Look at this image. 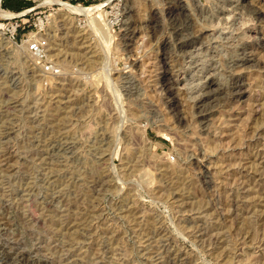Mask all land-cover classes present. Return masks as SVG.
<instances>
[{
	"label": "rangeland",
	"instance_id": "374dc122",
	"mask_svg": "<svg viewBox=\"0 0 264 264\" xmlns=\"http://www.w3.org/2000/svg\"><path fill=\"white\" fill-rule=\"evenodd\" d=\"M46 1L0 0V264H264V0H184L189 49L162 41L176 0Z\"/></svg>",
	"mask_w": 264,
	"mask_h": 264
},
{
	"label": "bare ground",
	"instance_id": "6f19581e",
	"mask_svg": "<svg viewBox=\"0 0 264 264\" xmlns=\"http://www.w3.org/2000/svg\"><path fill=\"white\" fill-rule=\"evenodd\" d=\"M251 1V0H250ZM249 1V2H250ZM258 1V0H257ZM166 2H167V0H166ZM173 2V1H172ZM176 2H178V4L176 5H174V6H172V7H170V10L168 11V17H169V19L171 20L170 21V24L172 23V27H173V29L175 30V35H176V37H175V39H174V41H173V39H171L170 37H171V35H170V37L169 36H167V37H165L162 41L165 43V44H169V45H172V43L174 42L175 43V45L174 46H176V47H178V48H180V49H184V48H188V47H191V46H193V45H195V44H197V43H201L202 42V40H204L203 38L205 37V32H204V30L203 31H199L197 34H194L193 36H191L190 34H189V36H191V37H189V38H187V37H185L186 39H182L181 38V35L183 34L182 32H184L183 31V28H182V20H183V15H185L186 13H184V10H185V6H184V0H176ZM176 2H174V3H176ZM46 3H49V4H59V5H61L63 8H65V9H67L69 12H71V13H74V14H78V15H90V14H92L94 11H96L97 9H99V6H83V5H76V4H73V3H70V2H68V1H64V0H47L46 1ZM252 3V2H251ZM244 5V4H243ZM252 5V4H251ZM255 5V4H254ZM166 6V5H165ZM245 6V5H244ZM253 10L252 12H255L256 14H258L259 16L262 14V11L264 12V10L262 9L261 10V8L258 6V7H256V6H254V7H252V8H250V10ZM162 10V9H161ZM126 11V12H125ZM124 12H125V14H126V16L128 15V14H130L131 12H132V9L131 8H127L126 10H125ZM187 13H189V11L187 12ZM0 14L1 15H3V16H8V15H10L6 10H4L1 6H0ZM124 14V15H125ZM252 15V14H251ZM192 17V16H191ZM254 17V16H253ZM186 18V17H185ZM184 18V19H185ZM188 18V17H187ZM264 19V18H263ZM187 20V19H186ZM169 21V20H168ZM66 22V21H65ZM159 22V21H158ZM190 22V21H189ZM99 23V22H98ZM169 24V25H170ZM101 25V24H100ZM130 25V24H129ZM157 25V24H156ZM155 26V25H154ZM97 27V26H96ZM153 27V26H152ZM202 27V26H201ZM100 28V27H99ZM154 28V27H153ZM1 29V28H0ZM98 29V28H97ZM96 29V30H97ZM101 29H103V28H101ZM185 29V28H184ZM204 29V28H203ZM70 31V33L72 32V30L71 29H69ZM174 30L172 31V32H174ZM200 30H201V28H200ZM186 31V30H185ZM68 32V33H69ZM154 32V31H153ZM197 32V31H196ZM193 33V32H192ZM3 34V33H2ZM74 35L76 34V31L73 33ZM128 35H126L125 36V34H124V36H125V41H126V38L127 37H129V39H132V37L134 36V34H135V32H133L131 29H129V33H127ZM39 35V34H38ZM136 35V34H135ZM153 35V34H152ZM157 35V34H156ZM32 36V38H39V36L37 37V35H31ZM174 36V35H173ZM184 36V35H183ZM3 37V36H2ZM164 36H162V38H163ZM208 38V37H207ZM252 37H250V39H251ZM43 39V38H42ZM128 39V38H127ZM77 38L76 37H74V39H72V41L74 42H71V41H69V47H70V44H74L75 45V47H72V50L73 49H78V50H80V51H78V52H80V54H83L82 53V51L81 50H83L82 49V47H80V46H78L76 43H77ZM252 40V39H251ZM81 41H83V39H81ZM80 41V42H81ZM161 41V40H160ZM50 43V45L52 46V50H56L57 48H55V41H53V40H50L49 41ZM68 42V41H67ZM71 42V43H70ZM79 42V43H80ZM29 43V45H31L32 44V41H29L28 42ZM204 43V42H203ZM10 44V42L9 41H3V45H5V46H8ZM83 44V43H82ZM130 44H132V43H130ZM11 45V44H10ZM14 45V44H13ZM66 45V46H67ZM126 45H128V43L126 44ZM168 45V46H169ZM67 46V47H68ZM72 46V45H71ZM82 46V45H81ZM248 46V45H247ZM247 46H245V48L244 49H248V47ZM84 47V46H83ZM240 47V46H239ZM192 48V47H191ZM250 48V47H249ZM86 49V48H85ZM189 49V48H188ZM243 49V50H244ZM163 50V49H162ZM170 51V50H169ZM245 51V50H244ZM243 51V52H244ZM242 52V53H243ZM251 52H253L252 50H251ZM166 53H168V52H166ZM179 53V52H178ZM84 55H85V53H84ZM244 56H243V58H241L240 59V64H238V65H245V63H247L248 61H252V58L253 57H251L250 58V54H243ZM251 55H253V54H251ZM86 56V55H85ZM254 56V55H253ZM169 57V56H168ZM237 59V58H236ZM90 60V59H89ZM159 60V59H158ZM162 60L164 61V63H166V61L165 60H167V55L165 54L164 56H162ZM259 60V59H258ZM90 62V61H89ZM92 62V61H91ZM159 63V62H158ZM163 63V62H162ZM174 63V62H173ZM173 63H171V64H173ZM238 63V62H237ZM160 64V63H159ZM175 64V63H174ZM176 64H179V63H176ZM253 64V63H252ZM161 66V65H160ZM263 66V65H262ZM165 67V66H164ZM176 67V66H175ZM243 67V66H242ZM251 67H252V65H251ZM244 68V67H243ZM55 69V68H54ZM162 69V68H161ZM233 69V68H232ZM162 70H164L163 71V74H162V76H161V79H162V90H164L165 89V91H166V93H167V95H168V104H169V107L171 108V111L172 112H174V116L176 117V121L180 124H184V122H185V118H186V116L184 115L183 116V107H181V104L179 103V101L178 100H180L178 97V95H177V92H175L174 91V88L172 87V84H173V81H172V76H169L168 74V71H170V69L168 70V69H162ZM232 71V70H231ZM231 77V76H230ZM160 82V81H159ZM232 82V81H231ZM233 84H232V86H231V89H230V91L232 92V96H234V97H236V98H240L242 95H243V93L245 92V84H244V75L242 76V75H235L234 77H233V82H232ZM6 84V83H5ZM227 85V84H226ZM223 86V85H222ZM159 88V87H158ZM213 89V88H212ZM177 90V89H176ZM216 90V89H215ZM214 89H213V91H215ZM209 91H211V89L209 90ZM229 92V91H228ZM164 93V92H163ZM205 93H207V92H205ZM211 93V92H210ZM216 93V92H215ZM215 93H213V95L212 96H214L215 95ZM227 93V92H226ZM203 94V93H202ZM205 95V94H204ZM218 95V94H217ZM203 96V95H202ZM219 96V95H218ZM226 96V95H225ZM201 97V96H200ZM222 97V96H221ZM206 97H204L203 99H200L195 105H194V107L196 108V114L198 115V120H199V122H200V124H203V126L204 125H206V124H208V122L207 121H209L210 120V116L212 115L213 116V114H212V112L214 111L213 109V107L214 106H217V103L215 104V105H213L212 103H207V98L205 99ZM208 98H210V97H208ZM211 98H213V97H211ZM227 98V97H226ZM216 99H217V97H216ZM215 99V100H216ZM219 99V98H218ZM217 99V101H219ZM237 99V100H238ZM214 100V99H213ZM221 100V99H220ZM225 100H227V99H225ZM210 101H212V100H210ZM78 102V101H77ZM214 102V101H213ZM221 102V101H220ZM228 102V101H227ZM226 104V103H225ZM78 105V104H77ZM231 106V105H230ZM219 107V106H218ZM224 107V106H223ZM217 108V107H216ZM230 109V108H229ZM232 109V108H231ZM135 110V109H134ZM227 110V109H226ZM61 111V110H60ZM195 112V111H194ZM4 113V112H3ZM6 115V114H5ZM8 115V114H7ZM134 115V114H133ZM196 115V116H197ZM2 116V115H1ZM0 116V117H1ZM7 117V116H6ZM196 118V117H195ZM214 118V117H213ZM211 119H212V117H211ZM5 120V119H4ZM6 121V120H5ZM4 122V121H3ZM53 122V121H52ZM55 122V121H54ZM47 123V122H46ZM198 123V122H197ZM209 125V124H208ZM61 127H63V126H61ZM68 128V127H67ZM66 128V129H67ZM235 129V128H234ZM68 130V129H67ZM160 130V129H159ZM202 130V129H201ZM52 131V130H51ZM61 131V130H60ZM161 131V130H160ZM235 131V130H234ZM233 131V132H234ZM257 131V130H256ZM67 132V131H66ZM241 132V131H240ZM260 132V131H259ZM165 133V132H164ZM239 133V132H238ZM224 134V133H223ZM229 134V133H228ZM236 135L238 136V134L236 133ZM241 135V134H240ZM243 135V134H242ZM232 137V136H231ZM240 138V137H239ZM234 139V138H233ZM4 151V150H3ZM37 151V150H36ZM42 152V151H41ZM4 153V152H3ZM8 153V152H7ZM1 154V153H0ZM40 154V153H39ZM3 156V155H2ZM8 156V155H7ZM34 156V155H33ZM8 157H10V156H8ZM33 158V157H32ZM2 159V158H1ZM228 164V163H227ZM224 166V165H223ZM28 167V166H27ZM228 167V166H227ZM166 168V167H165ZM164 168V169H165ZM220 168H222V166L220 167ZM224 169H225V167H224ZM2 170V169H1ZM8 170H9V168H8ZM31 170V169H30ZM201 170H203V169H201ZM205 170V169H204ZM175 171V170H174ZM224 171V170H223ZM27 172H30V171H27ZM167 172H169L168 170H167ZM172 172H173V170H172ZM32 174V173H31ZM54 174V173H53ZM52 174V175H53ZM167 174V173H166ZM209 174V173H208ZM168 175V174H167ZM51 176V175H50ZM54 176V175H53ZM180 179H182V177L180 178ZM179 179V180H180ZM176 180V179H175ZM1 181V180H0ZM182 181H185V180H182ZM177 182V181H176ZM61 183V182H60ZM179 183H181L180 181H179ZM100 184V183H99ZM178 184V183H177ZM184 184H185V182H184ZM174 185H176V184H174ZM173 185V186H174ZM180 185V184H179ZM184 186V185H183ZM182 186V187H183ZM177 188H181V187H177ZM57 191V190H56ZM189 191V190H188ZM1 193V192H0ZM187 193V192H186ZM184 195V194H183ZM1 197V196H0ZM67 199V198H66ZM22 200V199H21ZM69 201V200H68ZM67 201V202H68ZM28 202H30V201H28ZM76 204V203H75ZM1 205V204H0ZM80 209V208H79ZM35 210V209H34ZM78 210V209H77ZM73 211V210H72ZM76 211V210H75ZM136 211V210H135ZM134 211V212H135ZM6 213V212H5ZM35 213V212H34ZM33 213V214H34ZM45 213V212H44ZM65 213V212H64ZM63 214V213H62ZM24 215V214H23ZM72 215V214H71ZM74 215V214H73ZM93 215V214H92ZM9 216V215H8ZM18 216V215H17ZM20 216V215H19ZM2 217V216H1ZM77 217V216H76ZM77 219V218H76ZM71 220V219H70ZM78 220V219H77ZM84 220H86V218L84 219ZM155 220V219H154ZM8 221V220H7ZM17 221H19V220H17ZM21 221V220H20ZM1 222H2V220H1ZM4 222V221H3ZM13 222V221H12ZM11 222V223H12ZM75 222V221H74ZM73 222V223H74ZM76 222H78V223H76V225H79L80 223H82V221L81 222H79V221H76ZM254 222H255V220H254ZM24 223V222H23ZM26 224V223H25ZM6 226V225H5ZM45 227V226H44ZM49 227V226H48ZM53 227V226H52ZM71 228H72V226H70ZM74 227V226H73ZM217 229H219V228H217ZM44 230H45V228H44ZM77 230V229H76ZM75 230V231H76ZM80 231V230H79ZM3 232V231H2ZM1 232V233H2ZM55 233V232H54ZM75 233V232H74ZM211 233V232H210ZM219 233H221V232H219ZM79 235L77 236V237H75L76 238V240L79 242V240L81 239V234L80 233H78ZM84 234V233H83ZM16 236V235H15ZM47 236V235H46ZM8 237V236H7ZM20 238V237H19ZM38 238V237H37ZM72 238V237H71ZM15 239H18V238H15ZM36 239V238H35ZM40 239V238H39ZM46 239V238H45ZM68 239V238H67ZM21 240V239H20ZM24 240V239H23ZM49 240V239H48ZM76 240H75V242H76ZM83 240V239H82ZM27 241H29V240H27ZM37 241V240H36ZM21 242V241H20ZM49 242V241H48ZM60 242V241H59ZM70 242H72V241H70ZM82 242V241H81ZM40 243V242H39ZM61 243H63L64 244V242H61ZM72 243H74V242H72ZM77 243V242H76ZM57 244V243H56ZM78 244V243H77ZM45 246H46V244H45ZM62 246V245H61ZM99 246V245H98ZM42 247V246H41ZM50 247V246H49ZM65 247V246H64ZM101 247V246H100ZM23 248H25V247H23ZM48 248V247H47ZM69 248V247H68ZM58 249V248H57ZM61 249V248H60ZM96 249H98V248H96ZM72 250V249H71ZM21 251H22V249H21ZM57 251V250H56ZM18 252V251H17ZM38 252H40V251H38ZM48 252V251H47ZM50 252V251H49ZM58 252V251H57ZM20 253V252H19ZM21 253H23V252H21ZM56 253V252H55ZM54 253V254H55ZM101 253V252H100ZM61 254V253H60ZM66 254H67V252H66ZM95 254V253H94ZM6 256H8V255H6ZM23 256V255H22ZM36 256V255H35ZM91 256V255H90ZM96 256H98L97 254H96ZM64 257V256H63ZM93 257V256H92ZM1 258V257H0ZM17 259V258H16ZM26 259V258H25ZM27 259H29V258H27ZM60 259V258H59ZM114 260V259H113ZM24 261V260H23ZM87 261H88V259H87ZM93 261V260H92ZM98 261V260H97ZM96 261V262H97ZM110 261V260H109ZM8 262V261H7ZM55 262V261H54ZM89 262H91V261H89ZM114 262H116V261H114ZM93 263V262H92ZM16 264V263H15ZM18 264H26L25 262H19ZM28 264V263H27ZM61 264H66L65 262H61ZM111 264H114V263H111Z\"/></svg>",
	"mask_w": 264,
	"mask_h": 264
},
{
	"label": "built area",
	"instance_id": "2783aa9c",
	"mask_svg": "<svg viewBox=\"0 0 264 264\" xmlns=\"http://www.w3.org/2000/svg\"><path fill=\"white\" fill-rule=\"evenodd\" d=\"M31 49L34 50V51H39L40 50V47H39V45H37L36 43H34V44L31 45Z\"/></svg>",
	"mask_w": 264,
	"mask_h": 264
}]
</instances>
